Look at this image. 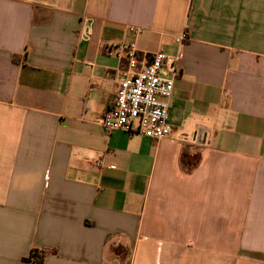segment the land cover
I'll use <instances>...</instances> for the list:
<instances>
[{
	"label": "crops",
	"instance_id": "crops-1",
	"mask_svg": "<svg viewBox=\"0 0 264 264\" xmlns=\"http://www.w3.org/2000/svg\"><path fill=\"white\" fill-rule=\"evenodd\" d=\"M130 44L181 54L170 137L99 123ZM33 250L264 264V0H0V264Z\"/></svg>",
	"mask_w": 264,
	"mask_h": 264
},
{
	"label": "built area",
	"instance_id": "built-area-1",
	"mask_svg": "<svg viewBox=\"0 0 264 264\" xmlns=\"http://www.w3.org/2000/svg\"><path fill=\"white\" fill-rule=\"evenodd\" d=\"M138 34L140 29H131ZM186 34L175 38L180 47ZM128 67L118 76V85L111 108L99 123L107 132L139 133L152 139L173 134L169 101L175 80L180 74L181 54L169 56L162 52L139 54L134 44L128 46Z\"/></svg>",
	"mask_w": 264,
	"mask_h": 264
},
{
	"label": "trees",
	"instance_id": "trees-1",
	"mask_svg": "<svg viewBox=\"0 0 264 264\" xmlns=\"http://www.w3.org/2000/svg\"><path fill=\"white\" fill-rule=\"evenodd\" d=\"M45 258V253L39 254L37 251L33 250L30 254L29 260L35 263H42Z\"/></svg>",
	"mask_w": 264,
	"mask_h": 264
}]
</instances>
